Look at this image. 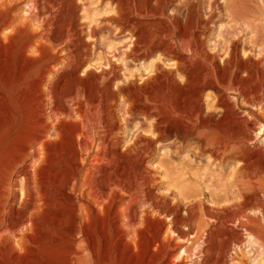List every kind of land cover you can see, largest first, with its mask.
I'll return each mask as SVG.
<instances>
[{
  "label": "bare ground",
  "instance_id": "6f19581e",
  "mask_svg": "<svg viewBox=\"0 0 264 264\" xmlns=\"http://www.w3.org/2000/svg\"><path fill=\"white\" fill-rule=\"evenodd\" d=\"M72 1L0 0V37L4 35L8 38L13 34L11 28L15 26L13 24L17 20L15 13L23 4V6H28L27 13L31 15L35 10H38L41 4L50 10H64L70 7ZM184 8L186 7L184 6ZM163 10L159 13L160 17L179 30L176 38H178L180 46L189 45V41L186 39L187 43L184 40L187 34L182 30L178 10L176 9L171 15L165 13L167 9ZM189 15L190 12H187L186 19L189 18ZM56 17L54 16L55 19H57ZM7 29H10L11 32H8L10 34L8 36L4 34ZM70 30L71 25L66 23V38L69 40ZM171 32L169 29L168 31L163 30L157 38L159 42L155 46L168 47L165 42L167 39H172ZM255 34L263 38V28L257 27ZM92 35L93 37L97 35L96 29H93ZM68 42L70 43V41ZM171 45L173 44L170 43ZM69 47L71 48V46ZM256 47L257 50L253 52V56L254 53L257 56L260 55V60H254L253 56L248 55L247 61H243L238 56L240 53L238 47L233 44L229 50V58L223 67L211 60V62H203L206 66L202 63L205 67L196 69L198 71L195 74L201 80L203 87L208 85L218 89L222 88L221 84L225 83L221 81L238 84L241 79L239 73L246 71L248 74L246 84L243 81L245 86L241 87L240 93L242 92V97L247 103H252L250 105H253V101L260 103L259 99L264 96V66H259L264 62V41L259 42ZM169 48L172 49V47ZM246 50L244 48L243 55L246 54ZM194 55H196V51L193 52L192 56ZM259 58L257 57V59ZM179 59L181 66L187 60ZM58 64H61L58 69L52 63L43 64L42 67L39 65L38 67L30 66L32 69L28 68V70H34L33 73L27 71L28 73L20 74L14 84L16 96L15 100L10 101L11 108L6 105L5 101L7 100L5 99L6 95L12 91V83L6 82L5 84L6 79L0 78V258L3 257L6 248H9L13 254L25 255L29 260L24 258L33 264H186V262L195 264L199 261L201 263L202 258L199 257L201 255L208 259L211 258L215 248L216 251L220 250L223 256L224 251L229 249L227 248L229 244L236 242L233 245L239 248L241 258H246L245 254L250 255L251 253L254 264H264V188L261 189L263 186L259 187L258 183L256 184L258 189L255 185L256 189L252 191L250 188L249 192V187L246 188L247 182L240 176L242 172L251 170L254 166L259 173L263 174L264 159L252 160L253 155L251 156L250 153L248 155L247 152V155H243L244 157L239 160V163L232 160L228 164V161L222 160L221 166L228 164L234 167L232 178L226 182L228 187L233 185L234 188L227 191L225 188V196L218 197L215 202H211L212 206L201 201L200 194L190 192L187 190L188 188L178 189L177 182L169 186L176 189L175 191L168 194L154 193L153 180L149 179L148 175L144 176L141 173L143 172L141 170L150 172V167L145 162L146 159H138V156V158L130 159L129 157L127 159L125 157L130 153L127 155L125 153L128 150L124 153V158L117 148L112 147L109 150L111 152L107 150L108 134H104L106 133L104 131L107 130L105 129L107 118L104 107L109 85L102 86L97 83L102 73L97 76L96 83H90L88 77L87 81H84L83 77L80 76L83 78L80 79L77 76L81 69L80 62L74 61L70 54L66 61ZM63 69L67 73L63 71L64 74H61ZM104 75L106 74L104 73ZM225 84V87L228 86L227 83ZM68 87H71V92L68 91ZM73 94L84 97L86 104L84 106V103L80 100L78 102V99V103H75L79 105L74 109H79L78 111L82 113V121L79 119L80 124L77 126H71V122L65 124L73 116L69 108L65 107L66 102L74 98ZM228 101L225 102L222 97L219 99V105L223 106L220 119L227 122L229 126H233L238 122ZM249 114H253L254 119H252L253 121L247 120L245 123L253 128L257 127L264 135V105L260 104L257 111H251ZM76 116L75 118L80 117ZM113 130L115 131V129ZM95 138L99 140L100 155H96L94 161L96 163L99 160L105 164L97 172L94 162L88 167V161L83 154L87 153L84 151L90 149ZM113 143L115 144V142ZM91 156L89 157L91 158ZM98 163L96 164L98 165ZM249 174L251 177V173ZM253 178L255 179V177ZM261 178L264 179V177ZM260 179V185H263L264 182ZM139 187H143V196H138L136 193V191H141L137 190ZM195 195H198V199L196 197L189 200L191 196ZM126 197L131 201L125 210H121L120 206ZM174 199L177 201L176 203H172ZM193 200L196 201L192 202ZM191 202L194 204L189 205ZM143 204L146 207L143 206L142 212L139 210L140 214L137 207L134 206ZM199 205L206 207L207 212L209 209L213 213H216L214 212L216 210L217 213L222 211L223 214V211L227 212L232 207H239L238 209L241 211L244 208L246 211L243 210L244 212L240 213L234 211L225 214V216L222 215L221 219L216 217L213 221L215 224H213L212 232L206 234L209 239V243L206 242L208 247H204L205 241L202 240V237L208 229L204 230L205 228L199 225L196 227L195 225L198 223H194V217L191 214L195 206L197 208L195 209L198 210ZM183 207H186L188 213L187 217L184 216L185 218L181 216ZM207 212L205 211L206 214ZM198 216H196V220ZM195 229H197L196 232ZM193 231L194 235H192V239H189ZM217 236H220V239H217ZM241 237L242 242H239ZM179 240L194 242L193 245L197 246L193 248L195 250L193 253L191 252L192 255L188 252L187 247L183 250L185 257H179L175 261V256L181 247ZM5 253L7 255V251ZM239 256L235 252L233 258L239 259ZM239 260L242 261L238 262L233 259L232 264H247L245 261L243 262V259ZM222 263L220 259H216L213 264Z\"/></svg>",
  "mask_w": 264,
  "mask_h": 264
},
{
  "label": "rangeland",
  "instance_id": "374dc122",
  "mask_svg": "<svg viewBox=\"0 0 264 264\" xmlns=\"http://www.w3.org/2000/svg\"><path fill=\"white\" fill-rule=\"evenodd\" d=\"M163 1L73 0L70 7L64 10H50L41 4L38 10H35L34 14L31 15L27 13L28 6H23V4L15 13L17 20L13 24L15 25L14 28H11L13 34L8 38L4 35L0 37V78L6 79L5 84L6 82L12 83V91L6 95L5 100L7 101L5 103L9 108L12 107L11 102L15 100L16 96L14 84L20 74L23 72L28 73L33 66L38 67L39 65V67H42L41 65L47 63H52L58 69L61 65L58 63L66 61L70 54L74 61L80 62L81 69L77 76L84 78L80 77V79L87 81L88 77L90 83H96L97 76L101 73L103 75L104 73L108 74L107 76L101 74L97 80V83L102 86H110H108L109 90L105 97L104 107L107 118L105 129L109 131L108 133L104 129V132H106L104 134H108L107 141L109 143L106 141L108 152H111L109 150L113 147L119 150L122 157L128 150L125 153V155L130 153L125 157L127 159L129 157L130 159L138 157V159H146L145 162L150 167V172L141 170L143 171L141 173L144 176L148 175V178L153 180L154 193L168 194L175 191L176 189L169 186L177 182L178 189L185 190V188H188V191L200 194L201 201L206 205L212 206L211 202H215L218 197L225 196L224 193L227 190L234 188L233 185L228 187L226 183L229 178H232L234 169L233 166L228 165L229 162L235 160L239 163V160L246 156L247 152L248 155H253L252 160L264 159V135L260 133L257 127L253 128L245 123L247 120L254 119L253 114H249L251 111L255 112L259 109L260 104L264 105V96L259 99V101H262L260 103L253 101L254 106L243 99L240 91H242L241 87L246 84L245 81L248 75L246 71L239 73V78L241 77L243 80L240 79L238 84L221 81L227 83L228 86L226 87L228 89L231 88L230 90L227 89L228 92L225 89V83L221 84L222 88L218 89L215 86L208 85L203 87L201 80L195 73L201 67H205L207 61L211 62V60L223 67L225 61L229 58V50L233 44L238 47L240 51L238 56L243 61H247L248 55L253 56V52L257 50V44L264 41V37L255 34L257 27L263 28L264 31V0ZM164 8L167 10L165 11ZM176 9L181 18V27L183 28L181 29L187 34L184 40L189 41V43L186 41L189 44H186L187 48L181 47L178 38H176L179 30L169 25L159 14L163 10L171 15ZM187 12H190L191 15L188 19H186ZM54 16H57V19ZM66 23L71 25L70 40L66 38ZM18 26L20 27L17 28ZM93 29L97 30V35L94 37L92 35ZM168 29L172 31L173 37L171 40L167 39L165 44L172 47V49L155 46V44H158L159 39L157 38L163 30L168 31ZM5 32L4 34L7 36L11 33L10 29L5 30ZM147 43L151 44H148V46ZM170 43L173 45L170 46ZM152 46L154 47L152 48ZM244 48L247 50L246 54L243 55ZM193 50L196 51L194 56H192ZM225 52L226 54L228 52V54L226 55ZM257 57L259 58L260 55L257 56L254 53L253 59L260 60ZM179 58L187 59L184 65H179ZM193 60L195 61L193 62ZM262 63L259 64L260 67L264 66V62ZM35 69L38 70V68ZM33 71L30 72L33 73ZM63 71L67 73L64 69L60 73L62 74ZM68 88L67 90L71 92V87ZM80 96L73 94V101L66 102L65 107L69 108L74 117L71 116L70 121L68 119L69 122H65V124L71 122V126H77V124H80L79 119L82 121V113L78 111L79 109H74L79 105L75 104L77 99L78 102L80 100L84 103V106L86 105L84 97ZM221 97L225 102L229 100L228 103L231 104L232 112L236 115L238 124L229 126L227 122L220 119L223 109V106L219 105ZM75 116L81 118H75ZM73 120L79 122L74 121L75 124H73ZM112 129H115V131L113 130V132ZM93 142L90 149L84 151L87 153H83L84 158L88 161V167L89 164L95 163L94 158L96 155H100L98 138H95ZM252 151L253 153H251ZM245 152L246 154H244ZM133 155L136 156L132 157ZM222 160L228 161L226 167L221 166ZM96 163L94 164L96 172L105 166L104 162L99 161L98 165ZM247 171L242 172L243 175L240 174V176L247 182L248 185L245 186L246 188L249 187V192L251 191L250 188H252V191L256 189L258 183L259 187L263 186L261 189L264 188V184L260 185L259 182L260 177H264V173H259L255 166ZM249 173H251V177L255 174L253 177L258 179L255 180L252 177L253 180ZM260 181L264 182V179L261 178ZM225 188L226 191H224ZM139 189L141 191H136L137 195L143 196V187H139L137 190ZM233 193H235L234 190ZM196 197L198 199V195L191 196L189 200ZM130 201V198L126 197L120 209L122 207L121 210H125ZM176 202L175 199L172 201V203ZM192 202L188 204H194ZM144 205L134 207H137L138 213L141 214L142 209L146 207ZM195 208H193L195 214L193 210V213L191 212L195 218H193L194 223H198L195 226L198 227L199 225L205 228L204 230L208 229L202 237V240L205 241L204 247H208L209 239L206 234L212 232L213 224H215L213 221L216 217L221 219L222 215L225 216V214L234 211L237 213L243 210L246 211L244 208L241 211V209H238L239 207H232L227 212L223 211L222 214V211L217 213L216 210L211 209L216 214L209 211V209L207 212V208L203 205H199V211ZM187 214L186 207H183L181 216L187 217ZM196 216H198L197 220ZM154 222L156 221L154 220ZM185 228L184 230L187 229ZM194 231L196 232L197 229ZM194 231L189 239H192ZM217 239H220V236H217ZM240 239L239 242H242V237ZM179 243L181 247L175 256V261L179 257H185L183 250L187 247L188 252L192 255L191 252L193 253L195 250L193 248L197 246L196 244L193 245L194 242L190 243L186 240H179ZM233 243L236 242L229 244L227 247L229 249L224 251L223 256L221 251L218 248L219 251H216L215 248L211 258L208 259V257L201 255L199 256L202 258L201 263L199 260L197 263L213 264L216 259H220L221 263L223 261L222 264H232L233 259L238 262L242 261L239 259H243V262L245 261L247 264H254L253 254H245L246 258H241L239 248L234 246ZM233 248L234 250H232ZM8 249L5 250L7 255L4 252L3 257L0 258V264H33L29 263V259L25 255L13 254L10 251L11 249H9L10 252ZM235 252L238 253L239 259L233 258ZM204 258L206 259L204 260ZM2 259L5 260L1 261ZM186 264L188 263L186 262Z\"/></svg>",
  "mask_w": 264,
  "mask_h": 264
}]
</instances>
